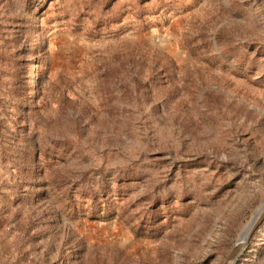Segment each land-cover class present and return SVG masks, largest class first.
I'll return each mask as SVG.
<instances>
[{"label": "rangeland", "instance_id": "374dc122", "mask_svg": "<svg viewBox=\"0 0 264 264\" xmlns=\"http://www.w3.org/2000/svg\"><path fill=\"white\" fill-rule=\"evenodd\" d=\"M263 202L264 0H0V264H224Z\"/></svg>", "mask_w": 264, "mask_h": 264}, {"label": "water", "instance_id": "95a60500", "mask_svg": "<svg viewBox=\"0 0 264 264\" xmlns=\"http://www.w3.org/2000/svg\"><path fill=\"white\" fill-rule=\"evenodd\" d=\"M264 222V202L259 207L258 211L254 214L251 221L244 228L243 232L239 236L235 246L231 249L230 253L226 257L224 264H234L243 251V249L250 243L253 235Z\"/></svg>", "mask_w": 264, "mask_h": 264}]
</instances>
